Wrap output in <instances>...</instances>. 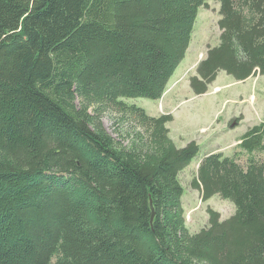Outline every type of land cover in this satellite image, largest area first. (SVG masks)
<instances>
[{"label": "trees", "instance_id": "1", "mask_svg": "<svg viewBox=\"0 0 264 264\" xmlns=\"http://www.w3.org/2000/svg\"><path fill=\"white\" fill-rule=\"evenodd\" d=\"M217 1L220 42L190 77L196 93L221 70L264 73V0ZM206 2L0 0V264H264V160L205 154L194 186L236 211L210 208L191 232L179 174L199 143L178 146L170 113L122 98L163 95ZM108 110L145 131L118 141ZM239 146L264 151V121Z\"/></svg>", "mask_w": 264, "mask_h": 264}, {"label": "rangeland", "instance_id": "2", "mask_svg": "<svg viewBox=\"0 0 264 264\" xmlns=\"http://www.w3.org/2000/svg\"><path fill=\"white\" fill-rule=\"evenodd\" d=\"M219 10L217 0H207L200 6L185 57L160 98L122 97L128 103L144 107L149 114L170 113L172 119L166 125L178 146L191 140L199 143L198 155L179 174L184 187L182 204L186 224L191 232L209 225L210 208L218 211L222 219L236 211V204L230 198L220 194L204 198L194 186V177L205 154L219 151L236 156L244 166L250 156L264 160V151L249 154L239 146L245 132L264 121V73L258 71L246 79H237L221 70L204 93H196L190 85V77L197 73V66L209 47L220 42ZM115 116V111H105L101 121L118 141L128 144L138 131H145L135 122L126 120L122 124ZM126 128L130 130L125 131Z\"/></svg>", "mask_w": 264, "mask_h": 264}, {"label": "water", "instance_id": "3", "mask_svg": "<svg viewBox=\"0 0 264 264\" xmlns=\"http://www.w3.org/2000/svg\"><path fill=\"white\" fill-rule=\"evenodd\" d=\"M152 208H153V207H152ZM154 216H155V211H154V209H153V211H152V215H151V220L154 219Z\"/></svg>", "mask_w": 264, "mask_h": 264}, {"label": "crops", "instance_id": "4", "mask_svg": "<svg viewBox=\"0 0 264 264\" xmlns=\"http://www.w3.org/2000/svg\"><path fill=\"white\" fill-rule=\"evenodd\" d=\"M181 62H182V61H181ZM181 62H180V63H181ZM179 65H180V64H179ZM179 65H178V66H179ZM177 68H178V67H177ZM176 70H177V69H176ZM173 75H174V74H173ZM170 79H171V78H170ZM211 152H212V151H211Z\"/></svg>", "mask_w": 264, "mask_h": 264}]
</instances>
